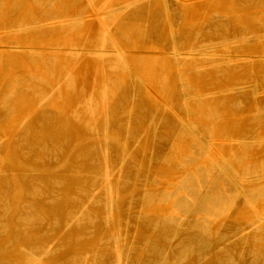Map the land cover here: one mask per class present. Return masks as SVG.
I'll return each mask as SVG.
<instances>
[{"label": "rangeland", "instance_id": "374dc122", "mask_svg": "<svg viewBox=\"0 0 264 264\" xmlns=\"http://www.w3.org/2000/svg\"><path fill=\"white\" fill-rule=\"evenodd\" d=\"M91 2L0 0V264H264V66L254 73L244 59L261 52L248 37L261 30L264 0ZM112 11L104 21L130 69L87 54L100 50L98 18ZM68 17L83 20L4 32ZM16 43L33 51L11 54ZM172 45L222 64L196 58L178 71ZM73 46L78 57L63 51ZM42 95L51 97L40 104ZM191 120L195 135L180 123ZM185 179L203 188L196 208L177 214ZM214 197L233 205L204 220Z\"/></svg>", "mask_w": 264, "mask_h": 264}, {"label": "bare ground", "instance_id": "6f19581e", "mask_svg": "<svg viewBox=\"0 0 264 264\" xmlns=\"http://www.w3.org/2000/svg\"><path fill=\"white\" fill-rule=\"evenodd\" d=\"M87 1V4L89 6H91L92 2L91 0H86ZM137 3V2H136ZM134 4H128L124 7H122L123 9H119V10H128L130 7H132ZM105 10V9H104ZM111 13H116L115 11H112L110 13H106L105 15H102V17L99 16L98 18V23L100 25V28H101V45H100V50H97V51H87V54L89 56H95V57H99L100 59H103L105 56L107 55H113V57L116 59V62L119 64V65H122L125 69H130L129 68V64H128V59L126 57V53L119 47V45L113 40H111L110 38V35H109V29H108V25L106 26V23L104 21L106 15H111ZM96 17V16H95ZM83 19L79 18V17H68V19H62V20H53L52 21H49V22H46L45 25H40V24H34L35 27H30V26H21L19 25L18 27H16L15 29L14 28H10V29H5L4 32H5V35L6 36H9V35H23V34H26L30 31H33V30H37V29H42L43 27H46V28H51V27H56V26H62V27H70V28H74L75 26L79 25L81 22H82ZM262 24L261 25V30L259 31V33L256 35H251L250 37H248L249 41L248 43L249 44H255L257 43V47L261 48V52L259 53V55L257 57H253V56H249V57H245L244 59L246 60V62L251 66L253 72L255 73V67L257 65H259L260 67L261 66H264V23H260ZM32 25V26H34ZM3 36V35H2ZM14 37V36H13ZM246 38V37H245ZM111 43V46L113 48V51L112 52H107L104 50L105 46L108 44V43ZM109 43V44H110ZM13 44V43H12ZM19 44H15V45H12L10 47H8V50L11 51V54H13L14 52H20V51H23V50H27V51H33L31 48H28V47H20L18 46ZM229 45V44H228ZM226 49V47H225ZM7 50V49H6ZM49 50V49H48ZM241 50V49H240ZM51 52H60L61 50H55V49H52L50 50ZM65 54H68V55H72L74 57H78L82 52L80 51H77L74 46L72 47V49H67V50H63ZM62 51V52H63ZM207 52V51H206ZM211 52V51H210ZM226 53V52H225ZM9 54V53H8ZM216 54V55H215ZM214 55H211V54H204V53H198V54H195V51H186V53H183L182 51H179V49L176 48L175 45H172V49H171V52L169 54V57H170V62L172 64H174L177 68L178 71H180L179 67L188 63L189 64V61H193L194 59H198L199 61H208L210 66L211 67H217L219 66L220 63L217 58H220V56L218 57L217 54L218 53H215ZM220 55V54H219ZM13 56V55H12ZM128 56V55H127ZM223 57V56H222ZM226 57V55H225ZM224 57V58H225ZM228 57V56H227ZM243 57V56H242ZM13 58V57H12ZM196 59V60H197ZM13 60V59H12ZM220 60V59H219ZM223 60V58L221 59ZM220 60V61H221ZM229 60V59H228ZM232 60V59H230ZM234 60V59H233ZM8 61V60H7ZM16 61V60H15ZM195 61V60H194ZM198 61V62H199ZM226 61V60H225ZM244 61V60H243ZM17 62V61H16ZM15 62V63H16ZM233 62V61H232ZM231 62V63H232ZM12 63V62H11ZM35 63V62H34ZM193 63V62H191ZM190 63V64H191ZM220 63V64H219ZM187 65V64H186ZM196 65V64H195ZM226 65V63H225ZM228 65V64H227ZM209 66V65H208ZM200 67V66H199ZM203 67H206L203 65ZM223 67V66H222ZM47 68V67H46ZM197 68V67H196ZM224 68V67H223ZM70 71V70H69ZM177 71V72H178ZM50 73V72H49ZM76 78V75L75 74H72V72H68L66 75H65V80L64 81H67V82H70L72 80H74ZM138 79V77H136ZM11 79V78H10ZM40 79V78H39ZM38 79V80H39ZM178 79L179 81L184 84V79L181 75H178ZM9 80V78H8ZM42 80V79H41ZM58 80V79H57ZM45 81V80H43ZM63 81V80H62ZM66 82V83H67ZM62 83V82H61ZM16 84V83H15ZM58 85L55 86V88H52V91H51V96L52 94H55L54 92L57 91L59 89V82L57 83ZM63 85V84H62ZM185 86V84L183 85ZM61 88V87H60ZM37 89V88H36ZM62 89V88H61ZM105 89V88H104ZM235 89V88H234ZM238 89V88H237ZM16 90V88H15ZM244 90V89H243ZM34 91V90H33ZM253 91V96L255 97L256 95H261L260 94V91L258 90V88H253L252 89ZM22 92V91H20ZM217 92V91H215ZM215 92H210L207 96L209 97H212L214 94H216ZM237 92V91H236ZM92 93V92H91ZM220 93V92H219ZM218 93V94H219ZM252 93V92H251ZM50 94V93H49ZM94 95V94H93ZM49 97H51L50 95H48ZM43 97V95L41 96V100H40V104L43 103L45 101V99L47 100V97ZM102 96H106V91H103L102 90ZM203 96H206V95H202ZM252 96V97H253ZM32 97V96H31ZM48 97V98H49ZM94 97V96H93ZM44 98V99H43ZM214 98V97H213ZM196 99V98H195ZM191 100V99H190ZM39 101V100H38ZM213 101V100H212ZM184 105H183V108L185 110V112L187 113L189 111V106H188V102L187 100H184ZM92 104H93V99H92V94L90 95L89 99H87V101L85 102V111H88L89 113H93L95 110L94 108L92 107ZM2 105V104H1ZM44 105V104H43ZM42 106V105H41ZM40 109V108H39ZM34 110V109H33ZM37 109H35V112H36ZM77 110V109H76ZM76 111H73V113H75ZM78 112V111H77ZM33 112H31V115H32ZM254 115V114H253ZM24 116V115H23ZM28 117H30V113L29 114H26L25 118L27 119ZM25 119V120H26ZM29 119V118H28ZM181 126L182 128L185 130V132H187V134L189 135H195V132H196V127L197 124L194 123V121H188V122H185V121H181ZM20 126V125H19ZM17 129V128H16ZM202 130V129H201ZM209 130V129H208ZM198 134V133H197ZM11 135V134H10ZM13 136V135H12ZM200 137V136H199ZM262 141V140H261ZM201 142V141H200ZM260 142V141H259ZM244 144V143H243ZM211 147V146H210ZM209 148V146H208ZM209 150V149H208ZM212 161L213 163L220 168V174L221 175H224V176H227L229 174L232 175L233 171L231 170V167H229V165L226 163L225 160L223 159H220V162L219 161H216L212 158ZM205 168V167H204ZM217 168V167H216ZM218 168V169H219ZM217 169V170H218ZM199 175V174H198ZM194 176V175H192ZM198 177V176H197ZM229 177V176H228ZM233 177L238 178V176L233 173ZM261 177V176H260ZM105 178L106 180H108L109 176H108V172L105 174ZM196 178V177H195ZM210 179V178H209ZM233 179V178H232ZM257 179V178H256ZM196 180V179H195ZM242 180V179H241ZM215 181V180H214ZM197 182V185H195L191 180L189 179H185V181L183 180L180 187H179V190L180 192H183L184 194H179V199H175L174 203H173V206H174V209H175V212L178 214V213H182V214H188L189 211H192L191 209L194 208L196 206V199H197V196L194 194V190L196 189H201L203 188V183L202 182ZM213 182V181H212ZM241 182V181H240ZM239 182V183H240ZM261 182V181H260ZM209 183V182H208ZM243 184V183H242ZM239 188V187H237ZM261 190V189H260ZM242 194V193H241ZM245 194V193H244ZM108 205H106V208L108 209ZM172 205V204H171ZM233 205V200H230V199H226V198H223V197H214L213 199H210V200H207V202L205 203V210H204V215L206 216V218L204 220H208L212 217H217L215 215H221L223 213V209H225L226 207H230ZM246 205L248 207H250L251 209L254 210L255 208V205H254V201L253 199H251L250 197H247L246 198ZM196 208V207H195ZM207 208V209H206ZM173 209V208H172ZM171 209V210H172ZM174 212V213H175ZM230 213V212H229ZM173 213H171L172 215ZM174 215V214H173ZM172 215V216H173ZM176 215V214H175ZM257 215V214H256ZM203 216V215H202ZM264 216V215H263ZM259 217V216H258ZM177 218H178V215H177ZM181 218V217H180ZM183 218V217H182ZM172 220V218H170ZM185 219V218H184ZM214 219V218H213ZM264 219V218H263ZM215 220V219H214ZM263 221V220H262ZM215 222V221H214ZM254 222V221H253ZM261 223V219H259V222L258 223H254L252 224V228H254L253 230L251 231H259L260 230V224ZM212 225V224H211ZM262 229V228H261ZM247 234H250V231L247 233ZM243 237L244 236H247L246 234H243L242 235ZM249 236V235H248ZM238 238V237H237ZM245 239V238H244ZM260 240V239H259ZM257 250V249H256ZM41 253H40V257L41 258H45L46 257V250L45 249H40ZM33 254H31L29 257H32ZM253 256V254H252ZM122 257V256H121ZM260 258V257H259ZM261 262V261H260ZM26 264H39L37 263L36 261H28L26 262ZM82 264V263H81ZM116 264H120V256H118V259H117V263ZM260 264V263H259Z\"/></svg>", "mask_w": 264, "mask_h": 264}]
</instances>
